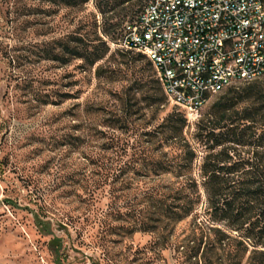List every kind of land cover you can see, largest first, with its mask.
I'll list each match as a JSON object with an SVG mask.
<instances>
[{
  "label": "rangeland",
  "instance_id": "rangeland-1",
  "mask_svg": "<svg viewBox=\"0 0 264 264\" xmlns=\"http://www.w3.org/2000/svg\"><path fill=\"white\" fill-rule=\"evenodd\" d=\"M94 20L102 29L94 0L81 12L39 1L0 0V264H107L94 238L117 234L102 233L97 225L81 233L75 221L103 219L101 214L124 204L109 198L120 186L109 168L121 148L112 147L137 145L138 129L153 130L180 111L168 100L161 107L148 105L139 79L154 70L144 54L119 46L125 30L108 39L109 52L94 68L81 60L61 64L47 58L54 42L90 31L85 24ZM248 84L237 82L214 95L195 116L182 111L184 135L199 155V127L216 119L214 103ZM134 93V99L128 97ZM123 108L132 113L141 108L129 116L128 133L108 127L122 125L117 114ZM114 238L122 240L113 243V253L140 257L136 251L154 236L138 232ZM164 256L174 262L170 251Z\"/></svg>",
  "mask_w": 264,
  "mask_h": 264
},
{
  "label": "trees",
  "instance_id": "trees-1",
  "mask_svg": "<svg viewBox=\"0 0 264 264\" xmlns=\"http://www.w3.org/2000/svg\"><path fill=\"white\" fill-rule=\"evenodd\" d=\"M26 1L78 12L90 2ZM149 1L94 0L102 29L97 20L86 23L90 31H74L54 42L47 58L61 64L81 60L94 68L109 52L108 39L119 36ZM148 64L154 73L141 77L139 85L145 89L148 105L161 107L168 99L152 62ZM231 93H223L214 103L216 119L199 127L197 143L203 155L184 135L187 118L181 110L169 113L153 130L138 129L137 145L124 142L112 147L121 148L109 168L120 186L109 198L124 204L101 214L103 219L95 215L93 220L75 221L81 233L97 225L102 233L117 234L95 235V247L107 264H264V82L255 80L235 96ZM128 97L134 99L136 94ZM120 111L117 118L122 125L108 127L128 133L129 116L137 112ZM137 177L140 184L135 185ZM138 232L154 236L148 247L136 251L140 257L113 253V243L122 240L114 236ZM166 251L171 252L173 263L164 256Z\"/></svg>",
  "mask_w": 264,
  "mask_h": 264
},
{
  "label": "built area",
  "instance_id": "built-area-1",
  "mask_svg": "<svg viewBox=\"0 0 264 264\" xmlns=\"http://www.w3.org/2000/svg\"><path fill=\"white\" fill-rule=\"evenodd\" d=\"M119 46L144 54L168 101L195 116L235 83L264 77V0H150Z\"/></svg>",
  "mask_w": 264,
  "mask_h": 264
}]
</instances>
